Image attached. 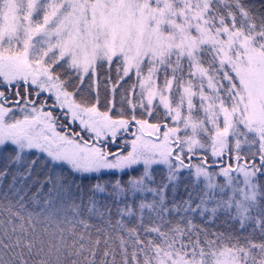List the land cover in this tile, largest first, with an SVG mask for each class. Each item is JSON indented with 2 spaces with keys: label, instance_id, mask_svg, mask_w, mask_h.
Returning a JSON list of instances; mask_svg holds the SVG:
<instances>
[{
  "label": "snow or ice",
  "instance_id": "6c2138e0",
  "mask_svg": "<svg viewBox=\"0 0 264 264\" xmlns=\"http://www.w3.org/2000/svg\"><path fill=\"white\" fill-rule=\"evenodd\" d=\"M0 264H264V0H0Z\"/></svg>",
  "mask_w": 264,
  "mask_h": 264
},
{
  "label": "rangeland",
  "instance_id": "374dc122",
  "mask_svg": "<svg viewBox=\"0 0 264 264\" xmlns=\"http://www.w3.org/2000/svg\"><path fill=\"white\" fill-rule=\"evenodd\" d=\"M71 128L76 130V131H80L79 122L77 121L75 124H72ZM58 131H64V129H58ZM82 135H84L85 138H87V136H88L87 133H82Z\"/></svg>",
  "mask_w": 264,
  "mask_h": 264
},
{
  "label": "trees",
  "instance_id": "16d2710c",
  "mask_svg": "<svg viewBox=\"0 0 264 264\" xmlns=\"http://www.w3.org/2000/svg\"><path fill=\"white\" fill-rule=\"evenodd\" d=\"M115 75V73L113 72V76ZM85 87H87V85H85ZM104 91H103V88H101V99H102V102H103V98H104ZM116 100H117V106H119V94L117 93V97H116ZM101 109L103 110V103L101 105Z\"/></svg>",
  "mask_w": 264,
  "mask_h": 264
}]
</instances>
